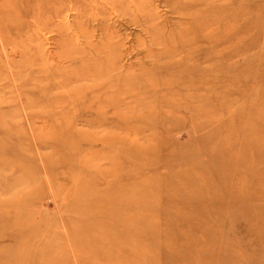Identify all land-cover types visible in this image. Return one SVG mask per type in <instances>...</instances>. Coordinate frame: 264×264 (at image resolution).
<instances>
[{"label": "rangeland", "instance_id": "1", "mask_svg": "<svg viewBox=\"0 0 264 264\" xmlns=\"http://www.w3.org/2000/svg\"><path fill=\"white\" fill-rule=\"evenodd\" d=\"M0 264H264V0H0Z\"/></svg>", "mask_w": 264, "mask_h": 264}]
</instances>
